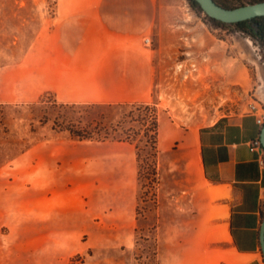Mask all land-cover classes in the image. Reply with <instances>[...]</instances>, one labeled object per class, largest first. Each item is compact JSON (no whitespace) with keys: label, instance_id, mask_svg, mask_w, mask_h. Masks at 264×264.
Wrapping results in <instances>:
<instances>
[{"label":"rangeland","instance_id":"rangeland-1","mask_svg":"<svg viewBox=\"0 0 264 264\" xmlns=\"http://www.w3.org/2000/svg\"><path fill=\"white\" fill-rule=\"evenodd\" d=\"M70 1L0 0V264H227L203 179L164 142L264 109V44L188 0H116L149 8L152 89L78 100L50 35Z\"/></svg>","mask_w":264,"mask_h":264},{"label":"crops","instance_id":"crops-1","mask_svg":"<svg viewBox=\"0 0 264 264\" xmlns=\"http://www.w3.org/2000/svg\"><path fill=\"white\" fill-rule=\"evenodd\" d=\"M57 6L58 17L50 32L57 95L69 91L70 96L72 90L70 98L89 96L109 104L145 99L153 83L152 55L140 45L141 33L148 29L143 20L150 21L144 12L148 6L116 0ZM262 128L257 117L248 113L179 131L164 142L166 150L179 142L189 169L203 179L213 203L212 216L221 228L217 240L230 249L227 264L263 260L264 151L252 145L260 139Z\"/></svg>","mask_w":264,"mask_h":264},{"label":"water","instance_id":"water-1","mask_svg":"<svg viewBox=\"0 0 264 264\" xmlns=\"http://www.w3.org/2000/svg\"><path fill=\"white\" fill-rule=\"evenodd\" d=\"M201 7L202 11L215 21L224 24H237L255 18L264 17V2L245 5L234 9H227L218 5L214 0H195ZM260 142L264 149V125L261 131ZM261 247L264 257V221L260 233Z\"/></svg>","mask_w":264,"mask_h":264},{"label":"trees","instance_id":"trees-1","mask_svg":"<svg viewBox=\"0 0 264 264\" xmlns=\"http://www.w3.org/2000/svg\"><path fill=\"white\" fill-rule=\"evenodd\" d=\"M191 7L194 10H197L199 12H202L203 14H205L200 5L195 1V0H188ZM218 5L227 8V9H234L237 7H242L243 5H236L234 2L235 0H214ZM258 2H264V0H257L256 3ZM206 15V14H205ZM207 18H209L206 15ZM210 19V18H209ZM214 24H216L219 27H228V26H235L238 28L239 31L250 35L252 38L260 40L262 44H264V17H260V18H255L252 20H248L245 22H240L237 24H224L222 22L219 21H215L213 19H210ZM73 136L77 137V138H81V139H88L90 137H86L80 133L77 132H72Z\"/></svg>","mask_w":264,"mask_h":264},{"label":"built area","instance_id":"built-area-1","mask_svg":"<svg viewBox=\"0 0 264 264\" xmlns=\"http://www.w3.org/2000/svg\"><path fill=\"white\" fill-rule=\"evenodd\" d=\"M149 42L150 41L147 40V43H149ZM250 114H253L255 117H257V123H258V125H260L261 127H263V125H264V109L261 108L259 110L256 106H253ZM252 145H253L254 148L264 151V149H263V147L261 145L260 139L255 140L252 143Z\"/></svg>","mask_w":264,"mask_h":264},{"label":"flooded vegetation","instance_id":"flooded-vegetation-1","mask_svg":"<svg viewBox=\"0 0 264 264\" xmlns=\"http://www.w3.org/2000/svg\"><path fill=\"white\" fill-rule=\"evenodd\" d=\"M263 253V252H262ZM263 259H264V257H263Z\"/></svg>","mask_w":264,"mask_h":264}]
</instances>
